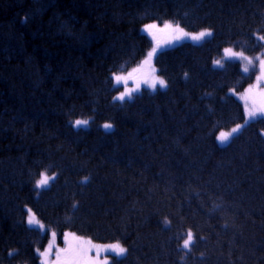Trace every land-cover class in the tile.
I'll list each match as a JSON object with an SVG mask.
<instances>
[{"label": "trees", "instance_id": "trees-1", "mask_svg": "<svg viewBox=\"0 0 264 264\" xmlns=\"http://www.w3.org/2000/svg\"><path fill=\"white\" fill-rule=\"evenodd\" d=\"M164 24L211 36L163 49ZM263 38L264 0H0V264L52 233L59 264H85L67 233L123 246L110 264H264V118L217 144L253 78L213 66ZM153 45L165 88L117 102Z\"/></svg>", "mask_w": 264, "mask_h": 264}, {"label": "rangeland", "instance_id": "rangeland-1", "mask_svg": "<svg viewBox=\"0 0 264 264\" xmlns=\"http://www.w3.org/2000/svg\"><path fill=\"white\" fill-rule=\"evenodd\" d=\"M164 27L169 29L171 34L178 35L179 38L178 40H170L168 43L163 44V49L173 48L183 42L199 45L211 36L210 31L193 33L184 30L179 25L164 24ZM154 49V45L151 46L144 56L145 58L138 65L123 74H117L113 77L115 87L119 88L115 96L117 102L131 100L144 90L153 93L165 88V81L158 75L154 66ZM150 60H152V65H149ZM226 62L239 63L242 72L252 77L253 80L244 91L237 94L232 93L243 106L245 122L229 130L220 132L216 137L217 144L220 147L228 145L232 138L242 131L245 125L264 118V51L259 55L248 56L232 48H226L223 50L222 56L215 60L213 66L221 68ZM147 63L148 71L145 74L142 70ZM80 122L85 123L82 120L78 121L75 124V129L81 127L79 126ZM83 127H87L86 123L81 128ZM111 128L112 126H104V129L107 131L111 130ZM262 135L264 137V132ZM46 176H49L50 179L53 178L52 175ZM45 187L36 188L41 191ZM27 224L34 229L42 227L40 221L32 213L28 215ZM63 238L66 240L69 238L74 239L73 242L76 244L75 248H77L78 257L80 258L79 262H85V264H110L113 260L112 257L122 258L125 255V248L120 244H99L91 239L73 236L69 233L65 234ZM57 240V235L52 233L45 249L38 254L41 264L60 263L63 257L58 251L60 246H58ZM184 247L187 248V244ZM88 256H90V262L86 260Z\"/></svg>", "mask_w": 264, "mask_h": 264}]
</instances>
